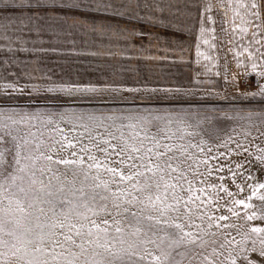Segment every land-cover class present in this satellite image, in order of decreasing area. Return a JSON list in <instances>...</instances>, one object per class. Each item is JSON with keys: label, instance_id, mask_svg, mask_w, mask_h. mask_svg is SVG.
<instances>
[{"label": "rangeland", "instance_id": "obj_1", "mask_svg": "<svg viewBox=\"0 0 264 264\" xmlns=\"http://www.w3.org/2000/svg\"><path fill=\"white\" fill-rule=\"evenodd\" d=\"M76 4L79 7L73 6ZM98 5L104 7L97 10ZM3 14L19 15L12 9L3 10ZM33 15L39 17L34 24L22 32L10 31L11 39H0V107L21 114L93 111L97 115H127L139 111L162 117L174 116L181 109L199 110L200 115L189 121L194 127L187 131L200 135L171 143L187 144L190 140L205 150L211 147L207 168L213 171L209 175L203 164L198 169L203 175L186 170L193 192L187 193L186 180L179 181L185 191L178 187L176 192L185 199L194 195L205 201L200 208L204 218L195 219V223L201 225L202 234L207 233L204 239L216 241L213 246L222 253L210 259L247 264V256V260L261 264L264 257L258 249L264 232L252 229L264 228V201L259 198L264 195V189L259 188L264 183V163L258 160L264 154L257 148H264V136L260 135L264 132V96L251 93H258V81L264 83L260 75L264 72V57L260 55L264 53V0H57L44 4ZM72 84L95 87V93L85 94L94 97L92 102L46 91ZM162 86L191 87L200 95H211L201 103H187L161 99L158 97L164 93L153 95L143 90ZM129 88L142 91L124 90ZM53 119L66 130L73 127ZM176 127L172 125L173 131ZM81 132L83 129L77 127L71 135ZM225 142L227 148L221 146ZM237 143L248 151L237 148ZM189 151L205 158V153L195 148ZM236 200L245 203H233ZM221 215L228 219H216ZM113 217L121 220L123 227L127 222L123 215L112 212L108 227L115 235ZM211 250L208 247L207 252Z\"/></svg>", "mask_w": 264, "mask_h": 264}, {"label": "snow or ice", "instance_id": "obj_2", "mask_svg": "<svg viewBox=\"0 0 264 264\" xmlns=\"http://www.w3.org/2000/svg\"><path fill=\"white\" fill-rule=\"evenodd\" d=\"M49 3L55 4L57 0H0V39H11L10 31L22 32L34 24L39 17L33 13ZM101 7L104 6L98 5L97 10ZM5 9L19 15L6 16ZM260 55L264 57V53ZM256 67L253 62V70ZM260 75L264 77V72ZM256 87L258 93L251 95L264 96V83L258 81ZM124 90L142 91L141 88ZM143 90L153 95L164 93V97H158L161 99L187 103H201L211 95L210 92L200 95L191 87ZM46 91L91 103L94 97L85 94L95 93L97 89L72 84L48 87ZM199 115V110L191 109H181L167 117L139 111H129L127 115H97L93 111L21 114L0 107V264H141L145 260L148 264H185L186 260L188 264H223L210 259L222 253L213 246L216 241L204 239L207 233L202 234L201 225L195 223V219L204 218L200 208L205 201L194 195L185 199L176 192L178 187L185 191L180 180L187 181V193L193 192L186 170L203 175L198 172L203 164L209 175L213 171L207 168L211 147L205 150L190 140L187 144L171 143L200 135L187 131L194 127L189 121ZM53 117L73 127L66 130ZM34 120L39 124L32 123ZM173 124L177 125L175 131ZM77 127L83 132L71 135ZM260 135L264 136V132ZM221 146L227 148L228 144ZM236 147L243 146L237 143ZM191 148L205 153V158L190 152ZM257 148L264 154V148L259 145ZM243 150L248 151L246 147ZM258 160L264 163V155ZM259 188L264 189V183ZM223 190L228 192L226 188ZM259 198L264 201V195ZM137 205L139 210L131 211ZM113 211L123 215L127 222L123 227L122 221L113 217L115 235L108 227V217ZM216 219L223 221L228 217L221 215ZM252 231L264 232V228ZM260 245L259 255L264 257V239ZM208 247L212 249L210 253ZM219 247L223 248L224 244ZM252 251L257 249L254 247ZM245 260L247 264H257L255 259L247 260V256ZM232 264H236L235 259Z\"/></svg>", "mask_w": 264, "mask_h": 264}]
</instances>
